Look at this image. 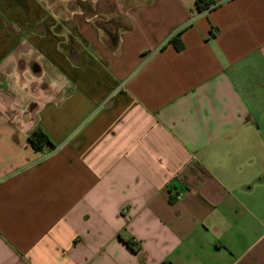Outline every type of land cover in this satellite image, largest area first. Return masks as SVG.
<instances>
[{
    "label": "crops",
    "instance_id": "obj_1",
    "mask_svg": "<svg viewBox=\"0 0 264 264\" xmlns=\"http://www.w3.org/2000/svg\"><path fill=\"white\" fill-rule=\"evenodd\" d=\"M198 1L0 0V264H264V0Z\"/></svg>",
    "mask_w": 264,
    "mask_h": 264
},
{
    "label": "trees",
    "instance_id": "obj_2",
    "mask_svg": "<svg viewBox=\"0 0 264 264\" xmlns=\"http://www.w3.org/2000/svg\"><path fill=\"white\" fill-rule=\"evenodd\" d=\"M201 3L202 0H199L198 6L200 9L203 8ZM207 5L208 4H205V7ZM170 43H173L177 49L183 47L182 43L177 38L170 40ZM29 143L36 151H41L47 144H50L51 141L48 135L42 129L38 128L29 135Z\"/></svg>",
    "mask_w": 264,
    "mask_h": 264
},
{
    "label": "built area",
    "instance_id": "obj_3",
    "mask_svg": "<svg viewBox=\"0 0 264 264\" xmlns=\"http://www.w3.org/2000/svg\"><path fill=\"white\" fill-rule=\"evenodd\" d=\"M210 7H214V5L212 3H210Z\"/></svg>",
    "mask_w": 264,
    "mask_h": 264
}]
</instances>
